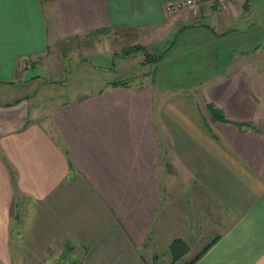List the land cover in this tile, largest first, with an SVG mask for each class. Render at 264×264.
I'll return each mask as SVG.
<instances>
[{
  "label": "crops",
  "instance_id": "0c3cea01",
  "mask_svg": "<svg viewBox=\"0 0 264 264\" xmlns=\"http://www.w3.org/2000/svg\"><path fill=\"white\" fill-rule=\"evenodd\" d=\"M182 1L0 0V264H155L180 242L186 257L196 227L222 232L194 264H264V0ZM92 34L110 60L151 52L153 79L30 106V70ZM183 64L194 84L165 87L161 67Z\"/></svg>",
  "mask_w": 264,
  "mask_h": 264
},
{
  "label": "rangeland",
  "instance_id": "374dc122",
  "mask_svg": "<svg viewBox=\"0 0 264 264\" xmlns=\"http://www.w3.org/2000/svg\"><path fill=\"white\" fill-rule=\"evenodd\" d=\"M43 4L46 13V6H48V4L46 2ZM46 19L47 21H50L49 15ZM175 34L176 33L170 35L166 44H161L163 46H160L165 48L170 47L176 39ZM90 36L91 37L86 36L81 40L70 41L66 45L60 44V46H57L59 48L50 52L51 60L52 55L55 56L58 54L57 58L53 59V61L47 59L48 62L42 68L36 66V68L30 70L31 72L28 73L29 76L30 74L39 75V81L23 87L19 93L21 95H29L28 100L30 106L43 113L61 103L69 102L70 98L75 95L78 96L89 92H95L98 88L103 86L105 82L116 81L123 84H144L149 83L150 80L153 79V77L151 78V72H153L154 65L149 61L145 62L146 54H150L151 52H148L147 50H139V48L144 47L141 45L135 46L138 50L133 52V55H129L127 58L124 56L125 59L112 57L110 60L111 56L109 55V52L113 50L112 46L114 43H112L107 36H101L98 34H92ZM160 52L155 49L153 54H159ZM177 53L179 52L176 51V54ZM173 57L176 56L171 54L169 59L173 60ZM178 61L179 59L176 57L175 62ZM183 66L184 64L176 66V69L180 71V75H177V72H175L174 69L172 70L169 66L168 69H166V65L161 67V73L165 74L163 76L168 78L167 81H163L165 87L168 86V88L176 89L179 86L183 87L188 84H194L193 81H191L192 78L190 79L188 76L183 77L181 72ZM149 73H151V75ZM177 77H179V79H177ZM176 92L179 95L182 94L178 91ZM16 94H18L17 88H12V91H10L7 96H13L16 98ZM171 94L173 93H170V95ZM46 96L49 98H46ZM200 198L202 201L204 200L202 194L200 195ZM185 199H189V195H186ZM207 202L208 201L205 199L204 203L206 205ZM197 220L196 222L198 224ZM188 227L190 228V226ZM191 227L195 229V227ZM183 229L184 227H182V230ZM199 231V227H196L194 233L189 232L191 235L190 238H194V240H190L187 236L191 251L186 257H182L176 262H174V256L178 254V249L176 250L177 252H174V250L170 252V249H167L166 247H163L158 251L150 249L151 253L159 255V260L155 264H188L215 236H217L218 233L222 232L221 229L217 230L216 227H213L212 232L209 233L210 236L196 241L195 237L199 234ZM160 243L161 245H164L162 241ZM154 248L156 249V247ZM148 255L149 256L145 257V259L151 263V254ZM78 259L77 255H74L72 259H61V262L60 260H57L54 264H76ZM49 262L52 263V259H49Z\"/></svg>",
  "mask_w": 264,
  "mask_h": 264
},
{
  "label": "trees",
  "instance_id": "16d2710c",
  "mask_svg": "<svg viewBox=\"0 0 264 264\" xmlns=\"http://www.w3.org/2000/svg\"><path fill=\"white\" fill-rule=\"evenodd\" d=\"M139 50L144 51L143 48H139ZM158 58L155 57H151L150 55L146 54V61L145 62H153V61H157ZM206 110L207 113L209 115V118L212 122L216 123H229L227 121V119L225 118L223 112L219 109H217L215 106H213L212 104H207L206 105ZM217 239L211 241L210 243H208L203 249L202 251L194 258L192 259L188 264H194L195 262H197L206 252L207 250L216 242ZM178 251H180V249H182V254L180 255H176L174 256V262H176L178 259L182 258V255L186 254L188 252V247L183 243L180 242L178 244H176ZM174 248V246H173ZM176 252V251H174ZM179 253V252H178Z\"/></svg>",
  "mask_w": 264,
  "mask_h": 264
},
{
  "label": "built area",
  "instance_id": "2783aa9c",
  "mask_svg": "<svg viewBox=\"0 0 264 264\" xmlns=\"http://www.w3.org/2000/svg\"><path fill=\"white\" fill-rule=\"evenodd\" d=\"M239 1L240 0H185L181 3H177L176 5H172L171 8L180 9L186 7H194L204 3L215 10H222L228 4L238 3Z\"/></svg>",
  "mask_w": 264,
  "mask_h": 264
}]
</instances>
